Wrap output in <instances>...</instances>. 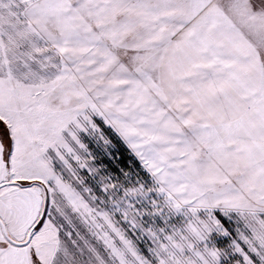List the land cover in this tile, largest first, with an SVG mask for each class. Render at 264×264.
I'll return each instance as SVG.
<instances>
[{"label":"snow or ice","instance_id":"snow-or-ice-1","mask_svg":"<svg viewBox=\"0 0 264 264\" xmlns=\"http://www.w3.org/2000/svg\"><path fill=\"white\" fill-rule=\"evenodd\" d=\"M0 264H264V0H0Z\"/></svg>","mask_w":264,"mask_h":264}]
</instances>
